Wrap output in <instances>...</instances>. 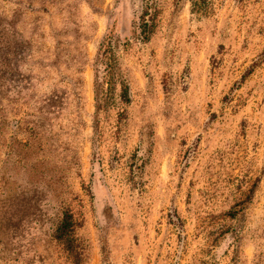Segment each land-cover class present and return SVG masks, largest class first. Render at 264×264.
<instances>
[{
	"label": "rangeland",
	"instance_id": "obj_1",
	"mask_svg": "<svg viewBox=\"0 0 264 264\" xmlns=\"http://www.w3.org/2000/svg\"><path fill=\"white\" fill-rule=\"evenodd\" d=\"M0 264H264V0H0Z\"/></svg>",
	"mask_w": 264,
	"mask_h": 264
},
{
	"label": "trees",
	"instance_id": "obj_2",
	"mask_svg": "<svg viewBox=\"0 0 264 264\" xmlns=\"http://www.w3.org/2000/svg\"><path fill=\"white\" fill-rule=\"evenodd\" d=\"M200 0H195V3H198ZM146 27H147V23L144 22L143 23V32L146 31ZM146 38V37H145ZM109 83L107 82V85ZM125 93L126 91H123V97L125 98ZM233 216L235 215V213H232ZM73 230V221H72V216L69 212H65L63 219L61 221V223L59 224V226L56 229V236L55 238L59 241H70V234Z\"/></svg>",
	"mask_w": 264,
	"mask_h": 264
}]
</instances>
